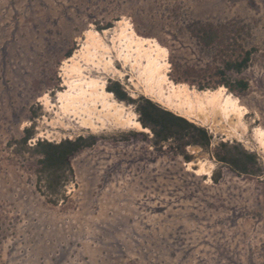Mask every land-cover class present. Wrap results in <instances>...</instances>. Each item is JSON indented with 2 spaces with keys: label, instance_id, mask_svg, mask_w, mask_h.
Wrapping results in <instances>:
<instances>
[{
  "label": "rangeland",
  "instance_id": "obj_1",
  "mask_svg": "<svg viewBox=\"0 0 264 264\" xmlns=\"http://www.w3.org/2000/svg\"><path fill=\"white\" fill-rule=\"evenodd\" d=\"M120 20L165 49L170 80L199 93L223 88L241 104L240 119L228 122L211 106L192 116L169 109L120 60L124 76L91 73L204 127L208 147L158 148L148 127L107 121L90 129L65 113L58 94L72 76L67 52L79 54L87 31L104 28L114 46ZM208 26L219 35L205 44L196 32ZM247 55L241 69L228 67ZM112 97L140 121L135 103ZM259 128L264 0H0V264H264V174H237L215 157L220 142L238 143L264 166ZM78 136L94 137L71 157L67 179L48 190L35 143Z\"/></svg>",
  "mask_w": 264,
  "mask_h": 264
},
{
  "label": "bare ground",
  "instance_id": "obj_2",
  "mask_svg": "<svg viewBox=\"0 0 264 264\" xmlns=\"http://www.w3.org/2000/svg\"><path fill=\"white\" fill-rule=\"evenodd\" d=\"M120 26L116 38L114 36L110 40L114 46L115 42H118L117 49L110 46L103 36L106 34L108 36L110 28H104L101 32L103 35L89 30L79 54L66 58V62H72L69 65L72 76L65 75V89L59 90L58 94V103H61L60 107L65 113L78 117L82 126L90 129L96 128L97 124L111 121L118 126L147 131L133 112L125 115L124 105L114 99L112 92L91 73L106 71L124 76L126 75L124 70L115 66V60H120L123 67L130 66L132 71L138 73L145 93L169 109L180 108L192 116L196 112L202 114L211 106L216 112L215 115H224L228 122L232 121L233 117L240 119L243 112L236 97L223 95V88L220 87L213 91L202 90L199 93L191 91L183 83H174L167 75V62H164L166 51L157 40L139 35L127 21L120 20ZM114 51L115 59L111 54ZM75 75L77 78L72 80ZM130 80L135 86V78ZM45 104L46 109L50 110L52 101L46 97ZM256 133L264 147V129L259 128ZM204 170H206L204 167H200L196 171L203 173Z\"/></svg>",
  "mask_w": 264,
  "mask_h": 264
},
{
  "label": "trees",
  "instance_id": "obj_3",
  "mask_svg": "<svg viewBox=\"0 0 264 264\" xmlns=\"http://www.w3.org/2000/svg\"><path fill=\"white\" fill-rule=\"evenodd\" d=\"M199 31L202 34V42L205 44L212 42L219 35V30L213 26L198 28L196 32L197 36H200ZM67 55L70 56L71 51H68ZM247 59L248 55L241 62L235 64L229 63L228 67L239 70L246 65ZM107 89L113 92L119 99L135 103V110L140 117L139 122L152 131V137L154 138L152 143L155 147L159 148L164 142L170 141L177 145L176 147H179L180 153H183L185 145L193 144L207 148L210 144L211 138L207 130L189 121L184 116L162 108L144 96L130 99L125 92L121 91L119 86H109ZM31 135L32 130L26 128L23 142L25 143ZM93 137L78 136L75 139L65 138L59 142L43 139L35 143L34 149L41 156L40 170L44 173L46 179L45 186L48 190L54 192L67 179L66 172L72 173L71 157L83 146L89 145ZM184 157L189 160L188 156L184 155ZM215 157L219 162L230 166L237 174L255 176L264 174V166L257 164L256 153L244 149L238 143L220 142L218 151L215 152Z\"/></svg>",
  "mask_w": 264,
  "mask_h": 264
}]
</instances>
